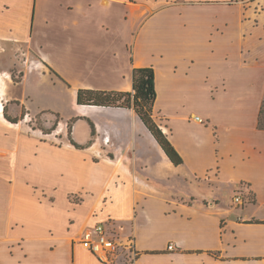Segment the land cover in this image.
I'll return each instance as SVG.
<instances>
[{
    "label": "crops",
    "instance_id": "obj_1",
    "mask_svg": "<svg viewBox=\"0 0 264 264\" xmlns=\"http://www.w3.org/2000/svg\"><path fill=\"white\" fill-rule=\"evenodd\" d=\"M0 1L1 59L15 49L24 52L23 77L33 80L25 93L43 102L42 90L54 85L62 94L54 109L65 123L76 118L72 139L85 146L11 132L15 140L6 148L13 164L16 146L30 142L34 160L64 152L85 170L47 162L42 171L55 167L62 176L73 180L80 174L85 182L66 189L64 209L51 191L57 187L49 190L34 180L38 192L24 187L36 193L35 203H0V264H105L77 241L98 223L112 237H132L137 252L132 264H264V130L256 127L264 96V49L239 43L240 17L237 40L223 44L218 36L227 23L203 33L164 23L165 10L187 5ZM139 67L154 69L153 119L181 155L180 165L170 162L132 109L76 104L80 88L132 92V69ZM40 75L44 82L37 81ZM0 118L16 129L6 125L4 111ZM87 119L94 124L93 137ZM81 125L88 132L83 139ZM34 166L24 164L26 170ZM226 190H232V198L235 192L251 194L252 202L245 198L232 207V198L224 199ZM85 199L91 204L78 217L75 211ZM169 242L175 244L172 251ZM125 260L120 254L114 264Z\"/></svg>",
    "mask_w": 264,
    "mask_h": 264
},
{
    "label": "rangeland",
    "instance_id": "obj_2",
    "mask_svg": "<svg viewBox=\"0 0 264 264\" xmlns=\"http://www.w3.org/2000/svg\"><path fill=\"white\" fill-rule=\"evenodd\" d=\"M20 1L21 0H15L16 3ZM177 4L187 6H173ZM159 5L173 6L164 11L163 20L165 24H169L175 29L181 30V32L182 29L191 25L195 29L202 30L201 33H203L209 30H215L217 26L227 23L226 31L218 36V41L223 44L230 41L235 42L237 40V23L240 17L238 27L239 43L242 44L243 47H248V49H264V0H159ZM98 14L97 12L96 15ZM198 26L201 28H198ZM252 27L255 28L254 31H252ZM203 35L204 39L207 40L206 37H208V35ZM1 58L0 56V73H5L7 78L5 80V95L3 94V96L0 97V101H2L3 106L6 107V114L11 120H17L16 122L8 121L13 124L19 123V127L16 129H9L0 123V203L4 205H10L11 203L15 204L22 201L24 203H35L37 201L36 193L25 188L24 184L34 192H38V185L36 183L38 182V184L46 185L49 190H51L52 187H57L56 190L51 191L58 202L59 208L64 209L66 207V189L80 188L85 182L83 176L79 174L78 177L70 180V178H66V175L62 176L60 173L61 171L59 172L55 167L53 171H48L46 173L42 171L41 168L42 166L48 165L47 162H51L53 165L64 163V165H70L75 171L85 172L80 165V160L61 152L43 153L41 154L42 159L40 160L39 158L40 161H37V159L34 160L32 144L22 141L18 144L19 146H16L19 151L18 161L13 164V155L11 152L9 153L10 150L6 148L10 145V142H13L12 140H15L13 133L16 137L25 139L29 137L40 141H49L56 145H62L64 143L63 141H68V129L70 127L67 126V122L65 123L62 115L54 109L57 102L55 98L61 97L62 94L57 90V92L54 91V85L50 88H47V86L42 90L47 97L46 99L44 98L45 101L39 102L34 94L29 93V91L25 93V87L33 85V80L28 76L23 77V69L26 64V55L24 52L15 49L10 51L6 61ZM262 58L264 62V56ZM38 79L37 81H45L42 75H40ZM63 97L68 98V96L65 95ZM201 97L200 95V98ZM198 102L200 103L201 101L198 100ZM56 114H59V117H57ZM64 115H66V113H64ZM66 120L69 122L70 119L68 120L66 118ZM74 121L75 120L70 123L71 137L73 136L72 124ZM56 130L60 131L57 132ZM34 132L37 133L35 134ZM87 133L88 132H86L81 125L78 129V135L82 137L81 139L87 136ZM3 139H5V141L2 142ZM30 161H32L35 166L32 170H26L24 164L26 165ZM117 165H119V163ZM86 172L90 174L88 170ZM232 194V190L224 191V199L230 201ZM247 197H249L250 200L252 199V195H248ZM247 197L245 196L244 200ZM245 201L247 202L248 200ZM90 204V201L85 199L84 206L78 207L75 214L78 217L83 216ZM230 205L232 207H239V205L236 206L234 203ZM123 264L129 263L123 261Z\"/></svg>",
    "mask_w": 264,
    "mask_h": 264
},
{
    "label": "trees",
    "instance_id": "obj_3",
    "mask_svg": "<svg viewBox=\"0 0 264 264\" xmlns=\"http://www.w3.org/2000/svg\"><path fill=\"white\" fill-rule=\"evenodd\" d=\"M131 83L132 92L80 88L77 90L76 93V104L132 109L136 116L140 119V121L150 132V134L154 137V139L156 140L160 148L163 150L166 157L170 160V162L175 166L182 164L183 159L181 155L178 153V151L171 144L169 139L166 137V135L162 132V130L159 128V126L153 119L152 111L153 104L156 98L154 69L152 67L133 68L131 73ZM4 116L7 121H17L11 120V118L6 114V107H4ZM56 116L59 117V114H56ZM73 120H76V118L70 119L69 122L67 121L68 127L71 128L70 123ZM87 122L91 128V137H93L95 134L94 124L89 119H87ZM256 127L260 130H264V98L261 101L257 113ZM70 128L68 129V139L70 143L75 148H84L85 146L76 143L72 139L70 135ZM91 141L92 138L88 140V146L91 144ZM207 252L208 254L214 257H218V252L216 251Z\"/></svg>",
    "mask_w": 264,
    "mask_h": 264
},
{
    "label": "built area",
    "instance_id": "obj_4",
    "mask_svg": "<svg viewBox=\"0 0 264 264\" xmlns=\"http://www.w3.org/2000/svg\"><path fill=\"white\" fill-rule=\"evenodd\" d=\"M195 119L200 121L199 117ZM232 201L235 205H243L245 200L241 192H235ZM77 241L89 250L98 261L105 264H114L120 254L124 255L125 261L132 264L137 256L132 237L125 240L112 237L107 233L102 223L84 229ZM174 249L175 244L169 242L167 250L172 251Z\"/></svg>",
    "mask_w": 264,
    "mask_h": 264
},
{
    "label": "bare ground",
    "instance_id": "obj_5",
    "mask_svg": "<svg viewBox=\"0 0 264 264\" xmlns=\"http://www.w3.org/2000/svg\"><path fill=\"white\" fill-rule=\"evenodd\" d=\"M6 78H7V75L5 73L4 74L0 73V97L3 96V94H4V90H5V86H6V81H5ZM3 108H4L3 103H2V101H0V114H1V112H3ZM6 125L11 126V127H15V128L19 127V123L13 124L9 121H6Z\"/></svg>",
    "mask_w": 264,
    "mask_h": 264
},
{
    "label": "water",
    "instance_id": "obj_6",
    "mask_svg": "<svg viewBox=\"0 0 264 264\" xmlns=\"http://www.w3.org/2000/svg\"><path fill=\"white\" fill-rule=\"evenodd\" d=\"M89 125V124H88ZM90 127V126H89ZM91 129V128H90ZM91 133V132H90ZM91 135V134H90Z\"/></svg>",
    "mask_w": 264,
    "mask_h": 264
}]
</instances>
